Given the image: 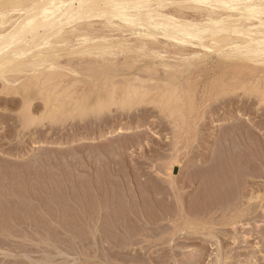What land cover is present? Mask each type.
I'll use <instances>...</instances> for the list:
<instances>
[{
    "label": "rangeland",
    "instance_id": "1",
    "mask_svg": "<svg viewBox=\"0 0 264 264\" xmlns=\"http://www.w3.org/2000/svg\"><path fill=\"white\" fill-rule=\"evenodd\" d=\"M65 60L67 59L63 58L61 60V63H66ZM218 60L219 59L217 58L210 59L208 62H206V64L204 63L200 64L198 67L188 68L187 70H185V73H178V76L181 77L178 80V83L180 87L183 88V91H181V94L184 95V98L182 100L183 102H174L173 100V104L171 103L170 105L169 103H167V106L165 105L166 107L164 105L160 107L156 105L154 107L155 103H149L150 101H152L151 99L159 100V97L163 92L161 90L160 94L158 88L152 86L154 84L155 86H158V83L160 84V82H162V79L166 77L164 70H162L163 68L159 67L155 72L153 70L148 71L147 68L149 65H152V61L139 59V61L133 62L125 55L116 57V60L114 62H110L111 64L103 61L101 62V60H96L98 61V64H96L97 68L95 69L96 72L94 73L93 71L88 70L87 66L89 64H87V61L82 62L80 66H82V68L86 67V69L84 68L83 70L80 67L79 70H81L82 72L81 75L68 74V76L64 77L63 86L66 87L67 84L70 87L73 86L74 88H72L69 93L67 92V96L65 95L64 97L60 98L61 101L59 102L61 103L55 102L56 105L61 106L60 104H62L65 107L62 114L58 116V119H51L52 123L48 118H45V120L47 121L44 120L43 122L35 121L36 123H31L28 121H31V118H29L31 113L35 115L33 116L31 114V117L36 118L43 115L44 113H47L46 109L44 108L45 103L43 99H41V97H37L35 94L37 92L36 88L33 87L34 91L30 94V101L24 100L22 96H14V99L12 98L11 100H9V97L0 94V157H2V159L0 160V264H105V261L109 256L116 257L117 254H113V252L105 250L103 248V245L99 248V243L96 246L92 238L91 228L85 224V221L87 222V220L90 221L92 219H98L99 217L101 218V220H99L100 224H102L104 220V223L106 225L108 224L107 226L109 228L113 226V228H110L111 230H117H113L114 232L111 231V233L109 232V230L107 234L105 232L106 229L104 231L103 228V233L98 234V239H100L99 242L105 239L110 240L109 237L113 236V240H115V242L117 243L119 242V237L122 235V238L120 239V243L122 244V242L125 241L124 239H126L127 236L129 237L128 233L130 232V237L126 239V242L128 243L130 239L134 237V235L142 232L143 235H138L133 239L134 241H136V244L128 247V249L130 250L128 258H134L137 264H249L250 260L255 261L253 262L255 264H264V215H237L240 209L244 208L243 205L239 204V195L242 193L241 189L247 187V185L244 184L245 182L243 181H246L245 178H249L248 175L250 169V171L252 172H250L251 174L255 173L254 175H257L259 172L256 174V169L258 167L262 169V166H260L259 162L254 159V154L251 156L249 155L253 153L252 149L250 150L245 148L243 150L242 148L244 147H242L241 149H239V152L242 151V153H240L241 155L245 153L243 151H248V153L246 151L247 154L243 155V157H245L242 158V160L246 159L245 164H242L241 166L243 167L242 170V168H240L241 164L239 163H244V161H240L238 163L235 156L237 154H230V156L227 154L226 156V154L223 153L220 144L217 142L218 135L219 138L220 135H223V133H232L231 135H233L235 132L233 130H235V126L239 122L242 121L241 124H246V122L241 119L240 121H234L235 124L234 122L225 123V121H221L224 117L229 115L231 111L240 112L241 110L240 114L238 113V116L242 117L243 119H250L247 124L256 122L257 125H261L262 123V126L264 125V117H262L263 119H261L258 114H255V109H259V114L263 113L264 115V111H262L264 109V104H259L261 98L260 96L255 94H251L249 96L247 93L245 94L244 91H239L240 96L239 92H237V94L235 95L232 94V97L231 94L221 95L223 94V87H225V85H244L247 88H250V86L252 85L251 82H253L255 79L258 80V78H260L262 74L258 75V71H253L252 69H247L246 67L233 65ZM122 61L123 63H126L128 61L127 64L131 66V71H129L130 69L128 70V68L125 67V64H123ZM131 63L133 64L131 65ZM107 64H109L111 68L109 66H102L103 68L100 66ZM99 66L101 67V69H99ZM123 66L124 68H122ZM107 67H109L110 70L109 74H102L100 70L102 71ZM113 68L115 70H113ZM97 69L99 73H97ZM126 70H128L129 72L127 73ZM156 72L157 74H159V77L157 79L159 82L153 81L150 82V84H146L147 88H149L150 90L152 89V92L147 99V102L149 104H147V102H144L145 107H142L144 106V103H142V106L138 105V108H134L135 110L132 109L131 111L124 113L119 111V113L116 106H113V112L105 111L101 114L98 113L99 115L96 114L97 116L91 113H89L88 116L86 114H82L84 115L85 120L81 119L83 118V116L77 114L80 112V110L77 111L73 109V102L77 99H81L83 108L84 106L90 107L91 105H94L96 103L100 94H105L106 96H108L110 94L109 92L111 91L110 89L113 88L114 84H118L117 86L121 88L120 90H122V88H124L122 82L125 80V78H137V76L147 78V76H151L150 73H153V77H157ZM136 73L140 75H137ZM141 73L143 75L144 73H146V75L143 77ZM77 80L78 83L76 84ZM87 81H89L90 83H87ZM113 81H115V83ZM110 84L112 87L109 86ZM261 85H264V82H262ZM1 89L2 87L0 83V91ZM233 95L236 97H234ZM220 96L222 98L223 104L221 102ZM231 98H235L236 102H234V104L227 102L225 103L226 100ZM257 98L258 100H256ZM243 100L247 102H244ZM146 106L148 107L146 108ZM141 107L143 110L141 109ZM156 107L159 109H157ZM161 107H163V109ZM27 109H29L31 113L29 111V113L27 114ZM72 110L75 112L73 113ZM114 110L116 112H114ZM157 111L159 113L162 112V114H159ZM109 112H111L113 115L111 116V113ZM103 113L104 115H108L103 116ZM121 113H123L124 116L121 115ZM233 113V115L236 116L237 113ZM76 114L77 116H79L77 117ZM171 114L173 116H171ZM71 115L75 116V120L71 118ZM90 115H94L92 116L93 118ZM63 116L66 118V120H64ZM100 116L102 118H100ZM38 123H41V125H39ZM30 124H33L35 126L31 125L33 126V128H31V126H29ZM26 125L27 127H25ZM124 125L141 126H139L136 130L123 134L122 136H120L121 134L117 135V133L120 131H118L117 133L114 132V135L111 133V135L109 134V131L111 132V130H117V128H122V126ZM226 130L227 132H225ZM102 131L104 133H102ZM101 133L106 134L104 136L105 138L103 137L98 141L79 140L80 138H84L82 135L88 137H96ZM79 135L81 137H79ZM74 140L75 142H73ZM119 143H122L123 146L122 144L120 146ZM214 143H217V145H215ZM124 146L126 147L125 149ZM166 149H168V151ZM218 151L220 155H218ZM239 152L235 153L239 154ZM241 155L240 157H242ZM203 156H207L208 161L206 163L204 162V165L200 162L197 163V159L201 160L203 159ZM175 158L179 162H181L182 167L176 169V179L173 183L171 178L169 177V174L171 173H169L168 170L171 168V162H173ZM247 159L250 160L252 164L249 161L248 163ZM254 160L257 162L255 163L257 165L253 164ZM7 161H9V163ZM223 161H225L228 165H226ZM207 164L212 166V169H216L210 171V166L209 169L207 166V171L205 168ZM212 164H214V166ZM230 164L231 166L229 167ZM247 164H249V166L251 164V166L253 167H258L253 168L250 166L249 168V166H246ZM198 166H200V168L202 166L204 167L201 168L202 172L200 168H195ZM244 166H246V168ZM12 168L15 169L13 170ZM236 168L239 169V173H235L238 172ZM260 168L259 170L261 171ZM203 169L206 170L204 173ZM254 169L256 172H254ZM13 171L15 172V174L9 173ZM213 171H215V173ZM218 171L220 173H218ZM188 172L190 174H188ZM209 172H212L211 176L209 175ZM262 172L264 171H261V174ZM6 174L8 176H6ZM204 174H207L206 177ZM213 174L215 176H213ZM223 174H228L227 176H229V180L227 178L229 185L225 180L227 188L225 185H223L226 188H223L225 191L219 184V182H221L223 179ZM217 175L219 176L217 177ZM198 176L201 177L199 178ZM207 176H209L208 178H211L213 176L215 184L212 178V181L208 179L209 184H207ZM202 177L205 178L206 183L205 181L202 183L199 182ZM216 177L219 178V180ZM241 177L245 178L242 179ZM234 178L236 181H233ZM241 183H243L244 186L243 184L240 185ZM257 183L259 184V193L264 194V180L259 179ZM173 184L175 187V191L172 189ZM213 184L216 185L214 187H220V189L218 190L222 189L219 192L217 188H215L217 190V193H221V195L217 194L216 191L213 190ZM217 184H219L220 186H218ZM149 185L151 187H149ZM138 186L140 187L137 188ZM207 186L210 187L211 190L207 189ZM237 186L238 188H240L241 186L240 194L238 193L239 189L237 188ZM199 187H201V189H199ZM128 188L130 190H128ZM91 189L93 191L90 192ZM99 189L102 192L95 191ZM105 189H108V191ZM156 189L160 190L159 194ZM111 190L114 191L111 192ZM131 190L132 193H136L137 190H139L140 193L143 194L142 196L145 195V198L149 197L150 200H147L148 203H151L150 201L152 200V195L156 198L160 196L158 198L160 199L159 204H161L159 205V207L160 211L163 212V215H140V217L139 215H133L131 212V204L133 203L130 204V201H133L134 199L129 200L132 196V193L130 192ZM201 190L204 191L203 193H205L206 191H215L213 193L214 195H212V200L209 199V201H207L206 195L202 194ZM227 190H229V193ZM126 191H129V193L127 192L129 195L126 194ZM106 192L108 194H106ZM114 192L116 195L112 194ZM222 192L224 194H222ZM110 193L113 197L111 196L110 199H112L108 201L109 199L107 198L109 197L107 196H110ZM235 193H237L236 195H238L239 197L236 195L233 196V194ZM92 194L95 197H93ZM200 194L201 196H203L202 198ZM72 195H74V197L76 196V199H73L74 197ZM86 195H89V197ZM103 196L106 198V201ZM114 197L115 199L113 200ZM83 198L87 199V201H83ZM94 198L95 200L93 201L92 199ZM121 199L123 203L120 201ZM88 200H91L90 202L92 203H88ZM117 200H119V204L123 205H118V203H115ZM102 202L104 207L109 203H113V208L115 209H113L112 207H110L112 208V210L109 209L113 214L105 209L104 212H101L102 216L94 215L95 217L92 216V219L89 218L91 217V215H88L89 217H87V215H80L82 213L81 207L83 206V211L85 210V212L87 213L89 211L90 214H93L92 212L94 211V214H96L97 212L95 211H98L103 207ZM105 202L108 204H106ZM241 204L244 203L242 202ZM121 206L123 208H121ZM93 208L94 210H92ZM117 209L119 210V213H121L120 215L119 213H117ZM152 210L153 209L151 208V206L148 207V212L151 213ZM153 213L156 212L154 211ZM85 217L87 220L84 219ZM112 219H117L118 222L115 220L113 222ZM143 219L145 220L147 225H145L146 223ZM146 219H148L149 221H146ZM73 220H75V223L73 222ZM106 221H108V223ZM233 221L238 222L237 231H234L232 226L229 225ZM115 222H117L118 225ZM120 222H123L124 225ZM138 223H142L143 225L140 224L142 227L140 225L138 226ZM246 223H248L249 225H247ZM257 223L259 224L258 228L256 227ZM198 224L207 225V229L202 231L203 233H205L204 236L194 233ZM70 226L72 227V229H69L71 228ZM103 226L105 227L104 224ZM126 228L128 229V231L129 229L133 230L135 234H132L133 231L127 232ZM87 229L88 231L86 232ZM209 231L212 232L214 236H216V238L213 239V237L209 236ZM116 233H118V235ZM87 234L89 239H87ZM105 235H107L108 237L106 236L105 238ZM131 235L133 236L132 238ZM234 235L238 236L240 242H242V238L244 235L250 236L249 244L247 245L242 243L238 244V246L236 245L233 247V240L231 238ZM69 237L70 239L73 237L77 240L72 241L69 239ZM117 238L119 239L117 240ZM83 239H86L87 242ZM257 243L259 248H257L256 250L252 249L253 246H255ZM84 244L86 246H84ZM249 245L250 247H248ZM144 247L146 248L145 250ZM71 250H74V252ZM135 250L136 252H134ZM188 252L191 254V256H187L189 258L185 256ZM250 253H252L253 255ZM26 254L30 256L28 257L26 256ZM47 254L48 256L46 258ZM194 254L197 255L196 258L194 257ZM66 256L70 257H68V261H66L67 258H64ZM228 256L229 258L228 260H226L225 258H227ZM45 259L48 260V262L44 261ZM192 259L196 261L193 263V261H190ZM112 264L119 263L113 262Z\"/></svg>",
    "mask_w": 264,
    "mask_h": 264
},
{
    "label": "bare ground",
    "instance_id": "2",
    "mask_svg": "<svg viewBox=\"0 0 264 264\" xmlns=\"http://www.w3.org/2000/svg\"><path fill=\"white\" fill-rule=\"evenodd\" d=\"M121 55H125L126 57H128L133 62H137V61H139V59L140 60L146 59V60L152 61L151 62L152 65H149L147 68L148 71L153 70L155 72L158 70L159 67L163 68L162 70H164L166 77L164 79H162V82H160V84L158 83V86H155V84L152 85V86L158 88V90L160 91V94H161V90L163 91L159 97V100L158 99H151L152 101L149 102V103H155L154 107L156 105L158 107L163 106V105L165 106L167 103H169L171 105L173 100H174V102L175 101L181 102L184 98V95L181 94V91H183V88H181L179 83H178V80L181 78L178 76V73H182V72L185 73V70H187L188 68L198 67L200 64H204V63L206 64V62H208L210 59H214V58L219 59L218 61L226 62V63L237 65V66L246 67L247 69H252L253 71L254 70L258 71L259 72V73L257 72L258 75L262 74L260 76V78H258V80L255 79L253 82H251L252 85L250 86V88L249 87L247 88L244 85H238V86L237 85H228V86L225 85V87H223L224 88L223 94H221V95L231 94V97H232V94L235 95L239 91H244L245 94L247 93L249 96L251 94H255V95L260 96L261 98H260L259 104L260 103L264 104V85H261L262 82H264V0H0V83H1V87H2L0 94L1 95L3 94L6 97H9V100H11L12 98L14 99V96H22L24 100L30 101V94H31V92L34 91L33 87L36 88L37 92L35 94L37 97H41V99H43V101L45 103V105H44L45 107L44 106L43 107L46 109L47 113H44L43 115H41L37 118L31 117L32 113L29 110L30 109V106H29V109H27L26 112H27V114L29 113V111L31 113L30 117H29V118H31V121L28 120L31 123H33L35 121L36 122L37 121L43 122L45 120V118L46 119L48 118L50 120L56 119V118L58 119V116L60 114H62L65 106L62 104H60L61 106H58L55 104V102L61 101L60 98L64 97L65 95L67 96V92L69 93L72 90V88H74L73 86L70 87L67 84H66V87H64L63 86V84H64L63 78L68 76V74L81 75L82 72H81V70H79L80 67L83 70H84V68L86 69V67L82 68V66H80V64L82 62L87 61L88 62L87 64H89L87 66L88 70L93 71V73H94V72H96L95 69L97 68L96 64H98V61H96V60H101V62L103 61V62H107V63L111 64L112 62H114L116 60V57H119ZM122 57H120V58H122ZM63 58L67 59V60H65L66 63L64 61H62L65 64L61 63V60ZM170 60H172L174 62H172ZM120 62H119V64H120ZM127 62L123 63V61H122V63L125 64V67H127L129 70L131 66L128 65ZM109 64L100 65V66L101 67L102 66H109ZM132 64L133 63H131V65ZM245 65H247V66H245ZM111 66H113V65H111ZM101 67L99 69H101ZM109 67H107L106 69L104 68L102 71L100 70V72H102V74L103 73L109 74V71H110ZM114 68H113V70H115L117 68V65H116V68L115 69ZM122 68H124V66ZM128 70H126L127 73L129 71H131V69L129 71ZM97 71H98V69H97ZM113 72H116V71H113ZM93 73H90V74H93ZM97 73H99V71ZM153 73H150L151 76L149 75L150 77L147 76V78H142L139 76H137V78H125V80L122 82V85L124 86V88H122V90H120L121 88H119L117 86L118 84L117 85L114 84L113 88L110 89L111 91L109 90L110 94L108 96H106L105 94H100L96 103L94 105H91L90 107L84 106V108H83L81 99H77L73 102V109L77 110V111L80 110V112L77 114H80L81 116H83V118H81V117L80 118L84 119V120H85V118H84V115H82V114H86L88 116L89 113L96 115L98 113L101 114L102 112H105V111L113 112V110H112L113 106L114 107L116 106V108L118 109V110L117 109L116 110L118 112L120 111L123 113L129 112L132 109L135 110L134 109L135 107L138 108L137 107L138 105H141L142 103L147 102L149 95H151L152 89L150 90L149 88H147L146 84L147 83L150 84V82H153V81L159 82L157 80L159 77L158 76L159 74H157V72H156L157 77L156 76L153 77L152 76ZM83 75H84V73H83ZM96 75H95V77H96ZM114 75H115V73H114ZM137 75H140V74H137ZM141 75H143V74L141 73ZM145 75H146V73H144L143 77ZM104 76H106V75H104ZM107 76H109V75H107ZM187 79H189V78H187ZM199 79H200V77H199ZM88 82L89 81H87V83ZM113 82L115 83V81H113ZM77 83H78V80L76 81V84ZM183 85H185V84H183ZM109 86H111V84ZM85 88H86V86H85ZM104 89H105V87H104ZM213 95H214V93H213ZM239 96H240V92H239ZM173 97H174V99H173ZM234 97H236V96H234ZM220 98H221V96H220ZM241 98H242V96H241ZM224 100H225V98H224ZM256 100H258V98ZM251 101H253V100H251ZM221 102L223 104L222 98H221ZM226 102L234 104V102H236V101H235V98H231V99L226 100L225 103ZM244 102H247V101H244ZM59 103H61V102H59ZM149 103L147 102V104H149ZM249 103H250V101H249ZM0 104H1V102H0ZM251 104H252V102H251ZM143 105L144 106H142V105L141 106L145 107V103ZM248 105H247V107H248ZM142 107H141V109H142ZM147 107L148 106H146V108ZM161 108L163 109V107H161ZM157 109H159V108H157ZM4 111H6V110H4ZM262 111H264V109ZM72 112L74 113L75 111L72 110ZM111 112H109V113H111ZM114 112H116V111L114 110ZM233 112L237 113L236 116L233 115L234 114ZM240 112H241V110H240ZM240 112L231 111L230 114L227 115L226 117H224L221 121H225V123H230V122H234V121H238V120L240 121V119H241L244 122H246V124H247V122L250 121V119H246V118L243 119L242 117L238 116V113L240 114ZM259 112H260L259 109H255V114L256 115L258 114L259 117H261V119H263L262 118V117H264L263 113L259 114ZM66 113H67V111H66ZM123 113H121V115H123ZM160 113L162 114V112H160ZM173 113H175V112H173ZM77 114H76V116H77ZM105 115H108V114H105ZM105 115L103 113V116H105ZM112 115L113 114L111 113V116ZM175 115H177V114H175ZM242 115H244V114H242ZM33 116H35V115H33ZM90 116L92 117L94 115H90ZM96 116H95V119H96ZM101 116H100V118H102ZM171 116H173V115L171 114ZM71 118L74 119L75 116L71 115ZM98 118H99V116H98ZM26 119H28V118H26ZM73 119H71V120H73ZM76 119H78V118H76ZM64 120H66L65 117H64ZM45 121H47V120H45ZM181 121H183V120H181ZM241 122H239V123L237 122L238 124L236 123L238 126L236 125L235 126L236 128L234 127L235 130H233V131H235V132L233 135H231L232 133L231 134H224L223 133L222 136L220 135V138L218 135L217 142L220 144L221 149L223 150V153L226 154V156H227V154L229 156H230V154H232V155L237 154V155H235L237 158L236 161L238 163L240 161H244V163L243 162L239 163V164H241L240 168H242V170H243V167H241V166H242V164H245V161H246V159L242 160V158L245 157V156L243 157V155L247 154L248 151L247 150L243 151L245 153L241 155L240 153H242V151L239 152V149H241L242 147H244V148H242L243 150L245 148L250 149V150L252 149L253 153L249 154V155L250 156L253 154L255 155L254 159L257 162H259V165L262 166L263 170L258 166H257L258 168L254 166L255 168H257L256 169L257 172L255 171V169H254V172H256V174L259 172L260 174L259 173L257 175H254L255 173L251 174L252 172L250 171L251 170L250 169L248 179L245 178L246 175L244 173V175H245L244 178L246 181H243V182H245L244 184H246L247 187L244 189H241V186H240V188H238V186H237V188L239 189V192L238 191L237 192L239 194H240V191L242 190V193L239 195L240 196L239 204L243 205L244 208L240 209V211L237 213V215H258V214L264 215V194L259 193L260 192V190H258L259 184L257 183V181L259 179L264 180V172H262V174H261V171H264V125L262 126L263 123L261 125H257L256 122H251L252 124L246 125L243 123L241 124ZM51 123H52V120H51ZM234 124H235V122H234ZM31 125H33V124H30L29 126H31ZM39 125H41V123ZM46 125H48V124H46ZM196 125H197V123H196ZM33 126H35V125H33ZM33 126H31V128H33ZM36 126H37V124H36ZM139 126H141V125H139ZM139 126L138 125H136V126L135 125H124V126H122V128H119V129L117 128V130H113V131L111 130V132L108 129L107 130L109 131V134L110 133L113 134L114 132L117 133L118 131H120L117 133V135L121 134L120 136H122L125 133H128V132H131L133 130L138 129ZM25 127H27V125ZM34 131H35V129H34ZM182 131H184V130H182ZM225 132H227V130ZM102 133H104V132L102 131ZM102 133L100 135H97L96 137H93V136L88 137V136L82 135L84 138H80L79 140L80 141H87V140H90V141H96L97 140L98 141L99 139L103 138L106 135V134H102ZM176 134H177V132H176ZM126 135H128V134H126ZM79 137H81V136L79 135ZM213 137H214V135H213ZM216 138H217V136H216ZM211 139H212V137H211ZM73 142H75V140ZM121 144H120V146H121ZM215 145H217V143ZM122 146H123V144H122ZM138 146H140V145H138ZM125 148L126 147L124 146V149ZM38 149H40V148H38ZM221 149H220V151H221ZM166 150L168 151V149H166ZM211 150H214V149H211ZM246 151H247V153H246ZM125 152H126V150H125ZM235 152H239V154L235 153ZM125 155H126V153H125ZM213 155H214V153H213ZM218 155H220L219 151H218ZM240 155L242 157H240ZM124 158H125V156H124ZM1 159H2V157H0V160ZM15 159H17V158H15ZM207 159H208L207 156H203V159H201V160L197 159V163L198 162H200L202 164L204 162L206 163L208 161ZM3 160H6V159H3ZM255 160H254L253 164L257 163ZM248 161L250 162V160L247 159V162ZM251 161H253V160H251ZM7 162L9 163V161H7ZM223 162L226 164L225 161H223ZM250 163L252 164V162H250ZM214 164H212V165L214 166ZM251 164H250V166H251ZM226 165H228V164H226ZM255 165H257V164H255ZM207 166L209 169L210 165L207 164L205 166V168ZM230 166H231V164L229 165V167ZM246 166H249V164H247ZM246 166H244V167L246 168ZM250 166H249V168H250ZM181 167H182L181 162H179L176 158H175V160H173V162H171V168L168 170V172L171 173V174H169V177L171 178L173 183L175 182L174 180L176 179V169L181 168ZM251 167H253V166H251ZM195 168H200V166L195 167ZM201 168H200V170L202 172ZM210 168H211V169H209L210 171L216 169V168L212 169L213 168L212 166H210ZM259 168L261 169V171L259 170ZM222 169H221V171H222ZM239 169H237L238 172H235V173H239ZM131 170H132V168H131ZM206 170H207V168H206ZM206 170H204L203 173ZM7 171H8V169H7ZM192 171H194V170H192ZM245 171H246V169H245ZM213 172L215 173V171H213ZM9 173L15 174L14 171L9 172ZM211 173L209 174L210 176L212 175ZM218 173H220V172L218 171ZM227 173H229V172H227ZM188 174H190V173L188 172ZM207 174H208V172H207ZM201 175H202V173H201ZM206 175H205V177H206ZM219 175H217V177ZM227 175L223 174V179L221 182H219V184L222 186V189L223 188L226 189L227 188L226 185L227 184L229 185V182L227 181V178L229 176H227ZM6 176H8V175L6 174ZM213 176H215V175L213 174ZM213 176L211 177L212 180L214 178ZM96 177H98V176H96ZM198 177L200 178L201 176H198ZM208 177L209 176H207V184H209L208 179H210V181H212L211 178H208ZM244 178H242V179H244ZM202 179H203V181H202ZM217 179L219 180V178H217ZM220 179H221V177H220ZM231 179H232V177H231ZM97 180H95V181H97ZM225 180H226V183L228 182L227 184L225 183ZM228 180H229V178H228ZM234 180H235V178L233 179V181ZM100 181H102V180H100ZM197 181H199V180H197ZM204 181L206 183L205 178L202 177L199 182L202 183ZM237 182H235V183H237ZM101 184H103V183H101ZM214 184H215V181H214ZM214 184L212 187L216 186ZM219 184H217V185L220 186ZM242 184L243 183H241L240 185H242ZM244 184H243V186H244ZM139 185H141V184H139ZM200 185H203V184H200ZM223 185H225L226 188ZM96 186H97V184H96ZM172 186H173L172 189L175 191L174 184ZM109 187H110V185H109ZM139 187L140 186H138L137 188H139ZM149 187H151V186L149 185ZM202 188H203V186H202ZM215 188H217V187H214L213 190H215L217 193V190L220 189V187H218L217 190ZM108 189H105V190L108 191ZM199 189H201V187H199ZM207 189L211 190V188L208 186H207ZM128 190H130V189L128 188ZM151 190H153V189H151ZM202 190H201V192H202V194L206 195L207 201H209V199L213 198L212 195H214L213 193L215 191H213V190H212L213 192L206 191L207 193L205 192L206 193L205 194V193H203L204 191H202ZM221 190H218V191L220 192ZM229 190H230V188H229ZM229 190H227L228 193H229ZM72 191H73V189H72ZM83 191H86V190H83ZM91 191H93V190L91 189L90 192ZM95 191L102 192V191H100V189L95 190ZM112 191H114V190H111V192ZM156 191L159 194L160 190L156 189ZM79 192H80V190H79ZM127 192L129 193V191H126V194H128ZM130 192L132 193V190ZM106 194H108V193L106 192ZM112 194H115V192ZM112 194L110 193V196H107V197H109V198H107V199H109L108 201H110L112 199V198L110 199ZM217 194L221 195V193H217ZM222 194H224V193L222 192ZM236 194L237 193L233 194V196ZM101 195H103V194H101ZM119 195H118V197H119ZM142 195L143 194H141L140 191L137 190L136 193L135 192L132 193V196L130 199L128 198L129 200L134 199L133 201H130V204L133 203V204H131L133 209L130 207L133 215H137V216L139 215V217H140V215H163V212L160 211V207H159V205H161V204H159L160 199H158L160 196L156 198L155 196L152 195V198H151L152 200L150 201L151 203H148V201L150 200L149 197L145 198L144 197L145 195L144 196H142ZM147 195H148V193H147ZM72 196L74 197V195H72ZM86 196L89 197V195H86ZM92 196H93V194H92ZM99 196H100V194H99ZM104 196H103V198L106 201V198ZM200 196H201V194H200ZM236 196H238V195H236ZM75 197L73 199H76ZM93 197H95V196H93ZM202 197L203 196H201V198ZM70 198H71V196H70ZM114 199H115V197L113 198V200ZM122 199L120 201L123 203ZM85 200L87 201V199H84L83 201H85ZM92 200L94 201L95 198ZM203 200H205V199H203ZM88 201H89L88 203H92V202H90L91 200H88ZM207 201H203V202H207ZM118 202H119V200H117L115 203H118ZM242 202L244 204H241ZM106 204H108V203H106ZM130 204H129V206H130ZM85 205H88V204H85ZM118 205H123V204L118 203ZM102 206L103 207L100 208L98 211H95V212H97L96 214H94V211L92 212L93 214H90V212L88 211L89 209L87 210L88 213L85 212V210L83 211V207H84L83 206V207H81L82 213L80 215H85V216L87 215V217H89L88 215H91V217H89V218L92 219V216H94V215H101L102 216L101 212L102 211L104 212L105 209H107L108 211H110L112 213L111 210L113 208V203H109L108 205H106L104 207L103 202H102ZM150 206L153 209L151 212L152 214L150 212H148V207H150ZM110 207H112V208H110ZM85 208H87V207H85ZM121 208H123V207L121 206ZM236 208H238V207H236ZM109 209H111V210H109ZM113 209H115V208H113ZM92 210H94V208ZM78 211H80V210H78ZM116 211H115V213H116ZM120 211H121V209H120ZM154 211L156 213H153ZM123 212H125V211H123ZM207 212H209V211H207ZM76 213H79V212H76ZM117 213H119V210ZM120 214L121 213H119V215ZM124 214H126V213H124ZM71 215H72V213H71ZM116 215H118V214H116ZM127 215H128V213H127ZM79 216H78V219H79ZM255 217H258V216H255ZM99 218L98 219H92L89 221L85 217L84 219H86L87 222L85 220H83V221H85V224L91 228L92 238H93L94 244L96 246L99 243L100 244L99 248L102 247V245H103V248L105 250L113 252V254L114 253L117 254L116 257L115 256H109L106 259L105 264H112L113 262H118L119 264H137L135 262L134 258L133 259L128 258V254L130 251L128 249V247L136 244V241H134L133 239L135 237H137L138 235L139 236L143 235L142 232L134 235V237L131 235V238L132 237L133 238L130 239V241L128 240L129 241L128 243L126 242V239L130 237L129 231H133V230L129 229V231H128L127 228H126L127 229L126 231L129 232L128 233L129 237L128 236H127V238L125 237L126 239H124L125 241H123L126 243H123V242H122V244L120 243V241H121L120 239L122 238L121 237L122 235L121 236L119 235L120 239L117 238V240L119 239V242H117V243L115 242V240H113V236L109 237L110 240L105 239V240L99 242L100 239H98V234L103 233V228H104V231L106 229L105 232L107 234H108L109 230H110L109 231L110 233H111V231L116 230V229L111 230L110 228H113V226L109 228L107 226L108 224L106 225L104 223V220H103V223L101 221L102 224H100L99 220H101V218L100 219ZM123 219H125V218H123ZM126 219H128V218H126ZM256 219H258V218H256ZM112 220H110V221H112ZM114 220H113V222H114ZM74 221L75 220H73V222ZM108 221H106V222L108 223ZM115 221H117V219ZM146 221H149V220L146 219ZM117 222H115V223H117ZM144 222H145V220H144ZM120 223L123 224V222H120ZM103 224L105 225V227L103 226ZM140 224L143 225L142 223H140ZM140 224L138 223V226ZM246 224L249 225L248 223H246ZM114 225H116V224H114ZM117 225H118V223H117ZM145 225H147V223ZM229 225L232 226L234 231H237L238 222L233 221ZM256 225H257L256 227L258 228L259 224L257 223ZM106 226H107L108 230H107ZM206 226H207L206 224L205 225L204 224H201V225L198 224L196 226V230L194 231V233L197 235L204 236L205 233H203L202 231L207 229ZM77 228H78V226H77ZM69 229H72V227ZM82 229H84V228H82ZM88 229L86 230V232L88 231ZM133 233L135 234L134 231L132 232V234ZM116 234L118 235V233H116ZM154 235H156V234H154ZM86 236H87V239H89L88 234ZM106 236L107 235H105V238H106ZM209 236L213 237V239L216 238V236H214V234L212 232L209 233ZM249 238H250V236L244 235L242 238V242H240L239 241L240 239L238 238V236L234 235L231 238L233 240L232 245H233V247L236 245L238 246V244H242V243L248 245L249 244ZM69 239H70V237H69ZM70 240L75 241L77 239L72 237ZM232 240H231V242H232ZM84 241H86V239ZM90 243H91V241H90ZM69 244H71V243H69ZM80 244H82V243H80ZM85 244H84V246H86ZM122 245H124V246H122ZM89 246H90V244H89ZM248 247H250V245ZM257 248H259L258 243L255 246H253L252 249L256 250ZM145 249L146 248L144 247V250ZM71 251L74 252V250H71ZM134 252H136V250ZM254 252H253V254H254ZM107 253H109V252H107ZM188 253H186L187 254V255H185L186 257L188 255L191 256V254L190 253L188 254ZM195 254H194V257L196 258L197 255H195ZM250 254H252V253H250ZM250 254H249V256H250ZM59 255H60V253H59ZM26 256H28V255L26 254ZM47 256H48V254L46 255V258H47ZM68 257L67 256L64 257V258H67L66 261H68ZM187 258H189V257H187ZM228 258H229V256L225 259L228 260ZM251 259H252V257H251ZM44 261L48 262V260H46V259ZM190 261H193V263H194L196 260L194 261V259H192ZM253 262H255V261L250 260L249 264H255Z\"/></svg>",
    "mask_w": 264,
    "mask_h": 264
}]
</instances>
